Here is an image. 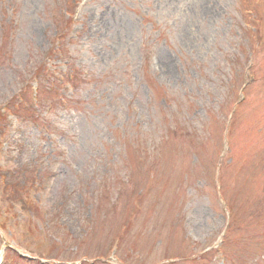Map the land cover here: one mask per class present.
I'll return each mask as SVG.
<instances>
[{"label":"rangeland","instance_id":"374dc122","mask_svg":"<svg viewBox=\"0 0 264 264\" xmlns=\"http://www.w3.org/2000/svg\"><path fill=\"white\" fill-rule=\"evenodd\" d=\"M78 2L0 0V172L39 178L30 214L0 187L5 264H264V0Z\"/></svg>","mask_w":264,"mask_h":264}]
</instances>
